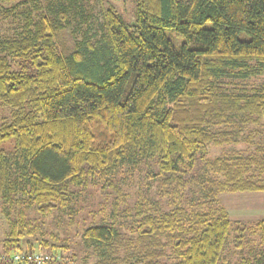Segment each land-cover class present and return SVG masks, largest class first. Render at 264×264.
Wrapping results in <instances>:
<instances>
[{
    "label": "trees",
    "instance_id": "1",
    "mask_svg": "<svg viewBox=\"0 0 264 264\" xmlns=\"http://www.w3.org/2000/svg\"><path fill=\"white\" fill-rule=\"evenodd\" d=\"M134 2L129 21L113 6L99 21L84 0H18L3 12L2 251L36 250L44 226L28 211L74 224L101 184L116 201L112 220L83 230L92 264H225L231 239L233 264H264V218L234 220L218 202L264 191V83L235 85L264 75V0ZM214 146L224 151L212 158ZM124 164L149 167L153 195L129 219L113 179Z\"/></svg>",
    "mask_w": 264,
    "mask_h": 264
},
{
    "label": "rangeland",
    "instance_id": "2",
    "mask_svg": "<svg viewBox=\"0 0 264 264\" xmlns=\"http://www.w3.org/2000/svg\"><path fill=\"white\" fill-rule=\"evenodd\" d=\"M88 2L91 9L97 15V19L102 21V9L104 7L113 6L127 21L134 19L135 2L134 0H84ZM18 0H0V35H7L12 32L10 24L3 17V12L7 9L10 12L13 5ZM12 27V26H11ZM80 37V36H79ZM64 42L73 46V38L71 28H68L64 33ZM264 83V75L251 77L248 79L235 80V85L243 87H255ZM8 111L0 104V123L2 117L7 115ZM11 144H8L10 146ZM211 157L214 158L223 153L224 148L214 146L211 148ZM149 171L147 165L137 167L135 165L124 164L117 172L114 173L113 179L119 181V186L123 193L119 204L124 207L128 214V219L132 217L136 203L141 194L147 193L149 196L152 193L147 190L148 181L146 173ZM101 184L91 186L83 196L82 211L74 218V224H67V215L62 217L57 214L50 217H43L36 211H28L29 216L41 224L44 228H37L36 234L32 236V241L35 246L34 251L54 252L61 255L62 264H92L94 262L83 246L82 233L83 230L91 224L101 222L104 217L110 219L112 205L116 201L113 194L105 195L101 192ZM153 196V195H152ZM4 199L0 198V253H2V241L5 238L9 222L4 213ZM123 202V203H121ZM218 202L223 208L228 211L232 219H242L256 221L264 218V192H224L218 195ZM231 239V238H230ZM41 242H47L48 245H43ZM21 244L26 248L24 240ZM55 246V248L51 247ZM232 239L228 242L226 256L228 261L225 264H233L237 259V254L233 249ZM5 253V252H3ZM165 264H171L170 258L164 259ZM2 261H0L1 263Z\"/></svg>",
    "mask_w": 264,
    "mask_h": 264
},
{
    "label": "built area",
    "instance_id": "3",
    "mask_svg": "<svg viewBox=\"0 0 264 264\" xmlns=\"http://www.w3.org/2000/svg\"><path fill=\"white\" fill-rule=\"evenodd\" d=\"M61 255L45 251H13L0 253V261L12 264H50L60 260Z\"/></svg>",
    "mask_w": 264,
    "mask_h": 264
},
{
    "label": "crops",
    "instance_id": "4",
    "mask_svg": "<svg viewBox=\"0 0 264 264\" xmlns=\"http://www.w3.org/2000/svg\"><path fill=\"white\" fill-rule=\"evenodd\" d=\"M262 192H264V191H262Z\"/></svg>",
    "mask_w": 264,
    "mask_h": 264
}]
</instances>
